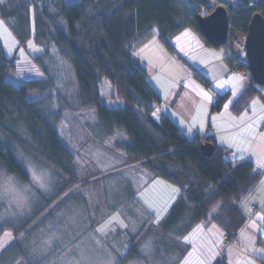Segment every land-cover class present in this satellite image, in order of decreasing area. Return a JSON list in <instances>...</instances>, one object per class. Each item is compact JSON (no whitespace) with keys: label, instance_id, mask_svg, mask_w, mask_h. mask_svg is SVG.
I'll return each instance as SVG.
<instances>
[{"label":"trees","instance_id":"obj_1","mask_svg":"<svg viewBox=\"0 0 264 264\" xmlns=\"http://www.w3.org/2000/svg\"><path fill=\"white\" fill-rule=\"evenodd\" d=\"M211 3L227 7L235 34L247 33L255 13L264 17V0H243L235 7L220 0H0V19L19 45L27 47L33 40L41 47L42 53L34 57L39 64L41 55L54 48L72 74L74 89L68 94L57 90L53 102L57 87L50 77L19 84L9 81L16 59L5 53L0 39V183L10 179L31 183L24 157L51 169L56 177L53 186L66 177L73 183L74 155L62 141L59 126L67 113L83 111L85 116L93 110L104 137L117 133L128 137L123 150L129 161H143L156 177L179 190L162 228L170 231L176 225L187 234L205 222L221 230L223 241L225 235L235 239L259 210L253 205L252 212L246 204L260 187L263 172L251 159H227L230 150L213 137L189 139L170 116L157 111L162 97L134 54L155 35L177 53L172 39L186 28L210 45L199 31L197 17ZM229 59L232 68L230 51ZM188 65L195 77L209 85L202 72ZM103 82L113 86L122 107L104 104ZM262 88L248 85L232 103V111L240 113ZM229 98V91L218 94L212 112H220ZM207 142L215 146L211 156L201 149ZM9 250L0 262L8 258ZM214 264L227 262L220 258Z\"/></svg>","mask_w":264,"mask_h":264},{"label":"crops","instance_id":"obj_2","mask_svg":"<svg viewBox=\"0 0 264 264\" xmlns=\"http://www.w3.org/2000/svg\"><path fill=\"white\" fill-rule=\"evenodd\" d=\"M191 36H196L193 40L199 48L204 44L212 46L202 41L196 33ZM157 46L156 51L164 53L166 47L163 48L159 43ZM225 46L227 56L223 55L221 60L212 62L216 64L215 70L211 69V74L215 76L213 79L237 76L231 74L230 48ZM176 54L184 58L178 51ZM143 55L146 59V52L140 53L138 58L141 61ZM173 60L168 54L166 62ZM188 63L184 59V64L191 70ZM200 69L207 73L204 69L208 70L209 66ZM190 74L194 72L185 73L187 76ZM187 76L179 78L178 82L184 81ZM254 84L248 82L243 88L237 83L231 84L226 91L230 92L229 100L218 115H211L206 132L192 123L186 126L175 111L179 104L178 96L170 108L163 101L157 111L170 116L189 139L198 135L213 137L218 145L230 150L229 155L233 159H252L251 152L247 156L236 154L235 139L246 128L254 133H264V88L240 113L233 112L231 105L248 85ZM233 95H236L235 99H232ZM229 101L231 115H226V119L222 120V111ZM122 106L123 103L120 104ZM82 113L76 120L69 119L65 124L69 132L65 144L74 155L73 183L67 177L65 182L61 181L56 187L53 182L22 184L11 179L0 183V237L5 231H9L7 236L10 237L0 245V257L10 249L8 258H3L0 264H119L120 261L122 264H193L194 235L190 239L189 234L194 228L187 234L178 231L176 225L167 231L162 225L171 207L159 218L154 207L146 206L139 199L142 186L143 192L149 190L147 187L153 190L157 186L160 188L161 181L158 183L157 179L161 178L156 177L143 161L131 162L127 159L123 146L128 142V137L121 133L104 137L96 120L83 118ZM262 186L261 183L251 194L250 197L257 203L246 204L249 210L253 205L264 209ZM29 190H39V193H30ZM177 198L174 197L175 201ZM258 215L259 211L253 212L248 223L255 221ZM209 226L212 225L206 227ZM250 232L244 234V241L256 235L259 236L258 244H263L259 228L255 227ZM238 238L240 233L235 237L237 241ZM131 250V255L126 257ZM220 258L218 254L215 259L209 258L208 263L214 264ZM226 262L229 264V260L226 259ZM231 262L234 264L233 259Z\"/></svg>","mask_w":264,"mask_h":264},{"label":"rangeland","instance_id":"obj_3","mask_svg":"<svg viewBox=\"0 0 264 264\" xmlns=\"http://www.w3.org/2000/svg\"><path fill=\"white\" fill-rule=\"evenodd\" d=\"M220 1L227 3L229 6L235 7L243 0ZM198 2H196V4ZM194 33L196 32L191 28H186L183 32L172 39V43L176 47V50L180 55L182 54L184 56L183 59L179 58L178 54L172 53L166 48V51L163 50L164 53L161 50L159 52L156 51V49H158L157 43L161 44L163 48L165 47L163 42L156 35L150 40L146 47L144 46L145 48L141 46L134 50V54L136 57H139L140 53L144 54L146 52V59L143 55L141 62L147 69L149 83L161 95L167 106L170 108L172 102L178 96L179 104L175 111L185 122L186 126H189V124L192 123L198 129L204 128V131L206 132L209 129V119L211 115L214 117L219 113L212 112L209 107V104L213 103L217 94L226 92L229 90L230 85L235 83L240 85V88H243L248 84V81L241 76L213 79L215 76L211 74V69L213 68L215 70L216 64L214 65L212 62L221 60L223 55L227 56L228 51L226 46L215 48L204 44L199 48L196 45L195 40H193V37L196 36H191L194 35ZM198 37L203 41L201 36L198 35ZM241 38L243 37L241 36ZM0 39L5 53L9 57H14L16 59V69L9 74V81L19 84L24 80H38L50 77L57 87L56 91L52 94L53 102H56L55 97L58 95L57 90L64 94L74 91V89L72 90V74L66 63L60 55L57 54L54 48H51L46 54L41 55V63L39 64L34 57L42 53L43 50L41 47L37 46L33 40L28 42L27 47L19 45L9 25L3 19H0ZM207 49H209V51H206ZM150 51L153 53L151 52V54ZM168 54L174 58L173 61L166 62ZM184 59L194 65L198 70L202 71V73H204V75L210 80V85H207L196 78L194 74L188 76L185 75V73H191V70L184 64ZM207 65L209 66V71L204 69L207 71V73H205L200 68H205ZM159 68H164V72L158 71ZM173 73H176V75H171ZM208 74L212 76L209 77ZM184 76H187L188 78L179 83L178 79ZM256 85L257 84L255 83L254 86ZM101 96L104 104L110 108L120 107V104L123 103L122 100L114 97V88L108 82H103L101 84ZM235 96L236 95H233L232 99H235ZM230 102L231 101L227 103L222 111L224 113L222 120L226 119V115H231L228 107ZM54 104L56 106L55 109H57L58 105L56 103ZM81 112L82 111L67 113L62 119V123L59 126V134L64 143L69 136V132L66 130V122L69 119L76 120V117L81 114ZM82 114L83 115L81 116L83 118H95L93 110L87 111L85 116L84 112ZM239 133L241 136H238V138L235 139L236 154L247 156V154L251 152V160H253L257 168L262 171L264 175V133H254L249 128L242 129ZM226 158L233 159V156L228 155ZM23 159L31 183L37 181L44 184L55 181L56 177L51 169L27 157H24ZM157 181L158 183L161 181V187L159 188V186H157L154 190L147 187L149 190L146 189V191L143 192L144 188L142 186V188H140L141 193L139 199L142 200L146 206L154 207L156 215L159 216V218H162L167 213V210L173 205V202L176 199H174V197L178 196L179 191L171 182L161 179H157ZM262 184L264 185V181H262ZM29 186L30 185L25 187ZM262 187V189H264V186ZM29 192L38 194L39 190H29ZM151 202L155 204L153 205ZM250 202L257 203V201L255 199L253 200L251 197L249 198V203ZM258 211L259 215L256 220L251 224L247 223V226H249L240 231V238L236 241L237 244L235 247H229L227 243L223 241V235L220 229L214 226L206 227L207 224L205 222L197 224L189 234L190 239H192V235H194L195 245L193 264H209L208 259L213 257L215 259L218 254L222 259L229 260V264H233L231 262L232 259L234 264H264V209L259 207ZM255 227L259 228V235L263 238V244H258L259 236L256 235H252V238L250 237L246 241L243 240L244 234H251L250 231L255 229ZM8 232L9 231H5L0 237V245L10 238L7 236Z\"/></svg>","mask_w":264,"mask_h":264},{"label":"water","instance_id":"obj_4","mask_svg":"<svg viewBox=\"0 0 264 264\" xmlns=\"http://www.w3.org/2000/svg\"><path fill=\"white\" fill-rule=\"evenodd\" d=\"M200 33L213 47H224L230 32V15L226 7L216 6L209 15L197 17ZM246 55L255 83L264 86V17L255 13L245 34ZM206 156H211L215 146L207 142L201 147Z\"/></svg>","mask_w":264,"mask_h":264},{"label":"built area","instance_id":"obj_5","mask_svg":"<svg viewBox=\"0 0 264 264\" xmlns=\"http://www.w3.org/2000/svg\"><path fill=\"white\" fill-rule=\"evenodd\" d=\"M214 10V4H208L203 12L209 14ZM243 37V36H242ZM230 48L231 59L234 62V66L231 69L232 75L241 76L246 79L249 83L254 82V77L250 69V63L246 56V48L244 43V37L241 38V35L230 33L228 43ZM224 240L228 241V245L234 247L236 245V240L231 239L225 235Z\"/></svg>","mask_w":264,"mask_h":264}]
</instances>
